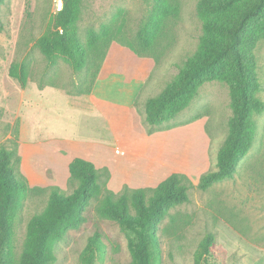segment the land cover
Listing matches in <instances>:
<instances>
[{
	"label": "rangeland",
	"instance_id": "rangeland-1",
	"mask_svg": "<svg viewBox=\"0 0 264 264\" xmlns=\"http://www.w3.org/2000/svg\"><path fill=\"white\" fill-rule=\"evenodd\" d=\"M172 1L179 4V15L167 22L149 52L139 53L137 32L151 0H83L81 38L86 41L88 30L104 23L112 26L115 36L93 49L86 67L76 72L61 58L51 64L36 46L51 26L54 0H4L0 147L17 149L19 171L31 188L16 222L17 259L27 222L44 208L51 187L73 191L67 161L81 157L109 169L111 178L102 180L116 193L125 186L155 187L175 172L188 176L189 201L172 208L160 224V264H194V252L209 232L216 238L211 264H264V112L254 117L255 140L238 172L206 191L197 184L203 173L216 168L228 134L229 86L219 80L206 82L171 121L160 126L146 121V100L176 77L203 34L196 10L199 0ZM255 53L264 87V40ZM16 62L27 65L26 87L9 75ZM258 96L264 101V88ZM132 129L153 138L139 144ZM102 197L90 201L81 227L57 243L54 264H81V253L96 232L101 234L103 252L94 264H132L126 235L97 211Z\"/></svg>",
	"mask_w": 264,
	"mask_h": 264
},
{
	"label": "trees",
	"instance_id": "trees-1",
	"mask_svg": "<svg viewBox=\"0 0 264 264\" xmlns=\"http://www.w3.org/2000/svg\"><path fill=\"white\" fill-rule=\"evenodd\" d=\"M151 2L137 32L139 53L149 52L167 22L180 12L179 4L172 0ZM3 3L0 0V11ZM82 3L83 0H64L62 10L54 14L51 26L36 42L51 64L61 58L76 72L86 67L93 49L115 36L112 26L104 23L99 29H89L84 41L78 26ZM196 10L203 31L198 48L187 57L176 77L146 100L145 113L149 125L160 126L186 109L206 82L219 80L229 86L232 116L228 134L218 151L216 168L203 173L197 184L206 191L238 172L255 140L254 117L264 112V101L258 96L264 87L255 53L264 40V0H199ZM9 75L22 87L27 86L29 70L25 63H13ZM20 163L16 148L0 147V264H54L57 243L70 230L81 227L90 201L100 196L103 197L97 211L116 222L126 235L132 264H160V224L172 208L190 199L192 182L184 173H172L155 187L125 186L116 193L107 187L106 181L111 178L108 168L99 169L94 162L75 157L69 163V178L75 183L73 191L51 187L44 208L27 222L23 249L17 259L16 222L31 189L19 171ZM215 245V234L207 233L194 252V264H211ZM101 252V234L96 232L81 253V264H94Z\"/></svg>",
	"mask_w": 264,
	"mask_h": 264
},
{
	"label": "crops",
	"instance_id": "crops-1",
	"mask_svg": "<svg viewBox=\"0 0 264 264\" xmlns=\"http://www.w3.org/2000/svg\"><path fill=\"white\" fill-rule=\"evenodd\" d=\"M93 94H94V92H92V95L91 96H93ZM127 118H128V121H129V123H130V125L132 124V116H131V114H129V115H127ZM132 132H133V134H134V136H135V139L137 140V141H139V144H145V143H147L148 141H150V140H152V138H153V136L152 135H146V134H143L142 132L140 133V131L139 132H137V131H135V130H131ZM122 151H123V148H122ZM73 158H75V157H73ZM73 158H70L68 161H67V165H68V168H69V163H70V161L73 159ZM150 169V168H149Z\"/></svg>",
	"mask_w": 264,
	"mask_h": 264
},
{
	"label": "built area",
	"instance_id": "built-area-1",
	"mask_svg": "<svg viewBox=\"0 0 264 264\" xmlns=\"http://www.w3.org/2000/svg\"><path fill=\"white\" fill-rule=\"evenodd\" d=\"M64 5V0H54V11L55 13L62 10Z\"/></svg>",
	"mask_w": 264,
	"mask_h": 264
}]
</instances>
